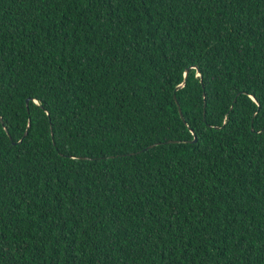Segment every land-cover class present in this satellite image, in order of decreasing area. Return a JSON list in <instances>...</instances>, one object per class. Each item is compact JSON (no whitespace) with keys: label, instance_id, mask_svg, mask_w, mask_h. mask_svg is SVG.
I'll list each match as a JSON object with an SVG mask.
<instances>
[{"label":"trees","instance_id":"trees-1","mask_svg":"<svg viewBox=\"0 0 264 264\" xmlns=\"http://www.w3.org/2000/svg\"><path fill=\"white\" fill-rule=\"evenodd\" d=\"M0 264H264V0H0Z\"/></svg>","mask_w":264,"mask_h":264},{"label":"water","instance_id":"water-1","mask_svg":"<svg viewBox=\"0 0 264 264\" xmlns=\"http://www.w3.org/2000/svg\"><path fill=\"white\" fill-rule=\"evenodd\" d=\"M197 74H199V71H197ZM184 76H185V77L187 76V71L185 72V75H184ZM183 84H184V83H182L179 87H182ZM174 99H175V97H174ZM175 102H176V100H175ZM176 104H177V102H176ZM177 107H178V112H179V114H180V116H181V118H182L181 110H180L179 106H177ZM195 141H196V139L194 138V139H193V142H195Z\"/></svg>","mask_w":264,"mask_h":264}]
</instances>
